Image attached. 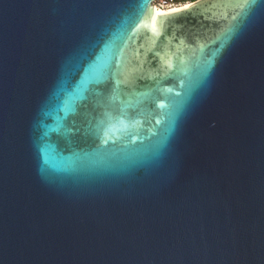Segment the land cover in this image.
I'll return each instance as SVG.
<instances>
[{"label":"water","instance_id":"obj_1","mask_svg":"<svg viewBox=\"0 0 264 264\" xmlns=\"http://www.w3.org/2000/svg\"><path fill=\"white\" fill-rule=\"evenodd\" d=\"M0 0V264H264V0Z\"/></svg>","mask_w":264,"mask_h":264},{"label":"built area","instance_id":"obj_2","mask_svg":"<svg viewBox=\"0 0 264 264\" xmlns=\"http://www.w3.org/2000/svg\"><path fill=\"white\" fill-rule=\"evenodd\" d=\"M200 0H153L152 4L162 10H171L174 8H180L181 6H185L187 4L192 5Z\"/></svg>","mask_w":264,"mask_h":264},{"label":"bare ground","instance_id":"obj_3","mask_svg":"<svg viewBox=\"0 0 264 264\" xmlns=\"http://www.w3.org/2000/svg\"><path fill=\"white\" fill-rule=\"evenodd\" d=\"M189 6L190 5L187 4L185 6H181L180 8H177V9L174 8V9H171V10H160L157 7H154L153 4H152L151 9H153V11L156 13V15L159 16V15H164V14H167V13L176 12V11H179V10H181L183 8H186V7H189Z\"/></svg>","mask_w":264,"mask_h":264},{"label":"rangeland","instance_id":"obj_4","mask_svg":"<svg viewBox=\"0 0 264 264\" xmlns=\"http://www.w3.org/2000/svg\"><path fill=\"white\" fill-rule=\"evenodd\" d=\"M153 6L156 7L154 4H153ZM157 8H158V7H157ZM158 9H160V8H158ZM160 10H162V9H160Z\"/></svg>","mask_w":264,"mask_h":264},{"label":"trees","instance_id":"obj_5","mask_svg":"<svg viewBox=\"0 0 264 264\" xmlns=\"http://www.w3.org/2000/svg\"><path fill=\"white\" fill-rule=\"evenodd\" d=\"M181 1H184V0H181ZM191 1H194V0H191Z\"/></svg>","mask_w":264,"mask_h":264}]
</instances>
